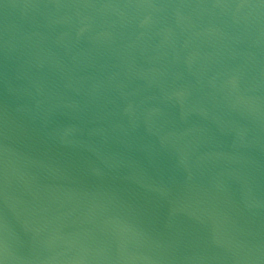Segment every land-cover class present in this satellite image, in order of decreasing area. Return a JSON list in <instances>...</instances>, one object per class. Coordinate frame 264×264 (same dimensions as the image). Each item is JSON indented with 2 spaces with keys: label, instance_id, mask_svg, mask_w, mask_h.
<instances>
[{
  "label": "water",
  "instance_id": "95a60500",
  "mask_svg": "<svg viewBox=\"0 0 264 264\" xmlns=\"http://www.w3.org/2000/svg\"><path fill=\"white\" fill-rule=\"evenodd\" d=\"M0 264H264V0H0Z\"/></svg>",
  "mask_w": 264,
  "mask_h": 264
}]
</instances>
